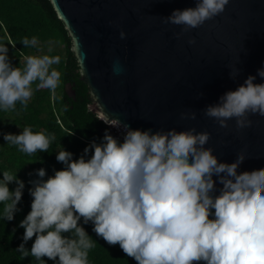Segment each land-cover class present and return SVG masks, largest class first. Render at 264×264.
Masks as SVG:
<instances>
[{"label": "clouds", "instance_id": "obj_1", "mask_svg": "<svg viewBox=\"0 0 264 264\" xmlns=\"http://www.w3.org/2000/svg\"><path fill=\"white\" fill-rule=\"evenodd\" d=\"M228 4L196 0L194 7L174 9L162 20L179 26L180 35L220 15ZM119 37L125 38L123 30ZM20 42L41 50L36 36ZM52 44L41 55H26L18 67L0 43V112L15 110L17 104L23 110L34 91L54 92L60 86L62 73L55 66L61 56L50 54ZM238 75L239 69L231 67L229 76ZM203 114L221 128L234 120L238 131L251 127L250 118L264 121V64L205 106ZM195 115L180 113L181 119ZM97 119L119 135L105 129L99 142L90 141L75 159L60 145L55 159L62 168L44 179L41 167L35 170L38 178L29 181L30 211L19 222L24 232L15 249L22 258L31 256L39 264H46L42 257L53 264H89L96 241L83 225L91 223L96 236L118 244L136 264H264V171L238 176L242 159L219 161L206 146L207 131L132 128L106 112ZM3 139L32 155L49 152L55 137L25 125L18 134L4 133ZM16 171L0 172L3 221L13 220L25 189ZM33 237L29 250L25 243Z\"/></svg>", "mask_w": 264, "mask_h": 264}, {"label": "water", "instance_id": "obj_2", "mask_svg": "<svg viewBox=\"0 0 264 264\" xmlns=\"http://www.w3.org/2000/svg\"><path fill=\"white\" fill-rule=\"evenodd\" d=\"M48 1L70 38L89 112H106L132 128L207 131L206 146L219 161L242 159L238 176L264 171V121L250 118L251 127L238 131L234 120L221 128L203 114L264 64V0H229L223 13L180 35L162 17L196 0ZM231 67L239 69L235 79ZM189 111L195 119H181Z\"/></svg>", "mask_w": 264, "mask_h": 264}, {"label": "trees", "instance_id": "obj_3", "mask_svg": "<svg viewBox=\"0 0 264 264\" xmlns=\"http://www.w3.org/2000/svg\"><path fill=\"white\" fill-rule=\"evenodd\" d=\"M32 36L40 41V51L37 48H24L20 42L23 38ZM49 41L53 42L54 48L50 54L61 56V63L55 66L62 73L60 86L54 92L48 89L34 91L27 108L23 110L17 104L15 110L0 112V172L17 170V177L25 183L21 201L17 205L19 211L14 213L13 220L0 219V264H39L31 256L22 258L15 251L22 243L24 232L19 227V222L30 211L32 197L28 189L31 187L29 181L38 178L35 170L43 167L46 179L53 175L54 169L62 168V164L55 159L60 145L72 152L75 159L90 141L95 139L99 142L105 129L112 133L109 126L87 110V87L79 79L76 59L70 50V38L50 2L0 0V43H5L8 47V56L14 66L22 67L26 55H41L46 52ZM67 84L74 91L73 96L66 93ZM33 88L35 89V85ZM25 125L33 126L34 131L47 130L55 137L49 152L27 155L18 151L15 146L6 144L3 134H18ZM14 187V182L9 184L10 190ZM2 207L0 205V211ZM83 227L96 241L95 247L89 252V264H136L118 244L108 245L103 238L96 236L91 223ZM34 239L35 237L27 241L25 248L30 250ZM42 259L46 264H53L47 257Z\"/></svg>", "mask_w": 264, "mask_h": 264}, {"label": "rangeland", "instance_id": "obj_4", "mask_svg": "<svg viewBox=\"0 0 264 264\" xmlns=\"http://www.w3.org/2000/svg\"><path fill=\"white\" fill-rule=\"evenodd\" d=\"M115 130L117 131V134H113V136H118L119 135L118 130L117 129H115Z\"/></svg>", "mask_w": 264, "mask_h": 264}, {"label": "flooded vegetation", "instance_id": "obj_5", "mask_svg": "<svg viewBox=\"0 0 264 264\" xmlns=\"http://www.w3.org/2000/svg\"><path fill=\"white\" fill-rule=\"evenodd\" d=\"M67 86H70L69 84H67ZM70 88V87H69Z\"/></svg>", "mask_w": 264, "mask_h": 264}, {"label": "built area", "instance_id": "obj_6", "mask_svg": "<svg viewBox=\"0 0 264 264\" xmlns=\"http://www.w3.org/2000/svg\"><path fill=\"white\" fill-rule=\"evenodd\" d=\"M119 133V132H118Z\"/></svg>", "mask_w": 264, "mask_h": 264}]
</instances>
